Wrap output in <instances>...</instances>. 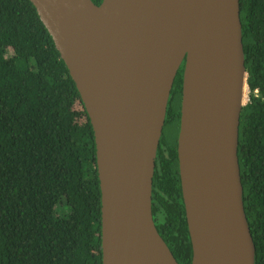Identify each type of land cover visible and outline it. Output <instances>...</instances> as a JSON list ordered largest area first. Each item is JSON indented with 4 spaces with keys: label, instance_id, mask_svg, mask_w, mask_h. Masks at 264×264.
I'll return each mask as SVG.
<instances>
[{
    "label": "water",
    "instance_id": "obj_1",
    "mask_svg": "<svg viewBox=\"0 0 264 264\" xmlns=\"http://www.w3.org/2000/svg\"><path fill=\"white\" fill-rule=\"evenodd\" d=\"M96 139L103 264H180L153 180L185 63L178 158L192 264H256L239 159L248 89L240 0H31Z\"/></svg>",
    "mask_w": 264,
    "mask_h": 264
},
{
    "label": "trees",
    "instance_id": "obj_2",
    "mask_svg": "<svg viewBox=\"0 0 264 264\" xmlns=\"http://www.w3.org/2000/svg\"><path fill=\"white\" fill-rule=\"evenodd\" d=\"M100 5L103 0H93ZM248 71L239 159L244 204L264 264V0H240ZM185 63L171 92L153 180L156 226L180 264L193 245L178 137ZM71 211L61 216L59 204ZM0 264H103L94 128L79 89L31 0H0Z\"/></svg>",
    "mask_w": 264,
    "mask_h": 264
},
{
    "label": "rangeland",
    "instance_id": "obj_3",
    "mask_svg": "<svg viewBox=\"0 0 264 264\" xmlns=\"http://www.w3.org/2000/svg\"><path fill=\"white\" fill-rule=\"evenodd\" d=\"M248 92H249V90L247 89L245 92V103H248V100H249ZM178 132H179V130L176 128L174 129V127H167L165 129V135L171 141L175 140L176 134ZM70 211H71V208L66 203H63V204L61 203L57 207V213H58V215H61V216L68 215L70 213Z\"/></svg>",
    "mask_w": 264,
    "mask_h": 264
},
{
    "label": "flooded vegetation",
    "instance_id": "obj_4",
    "mask_svg": "<svg viewBox=\"0 0 264 264\" xmlns=\"http://www.w3.org/2000/svg\"><path fill=\"white\" fill-rule=\"evenodd\" d=\"M179 132H180V129H179Z\"/></svg>",
    "mask_w": 264,
    "mask_h": 264
}]
</instances>
